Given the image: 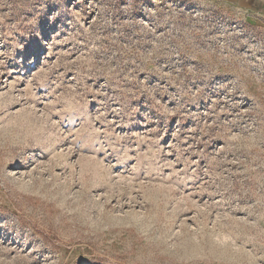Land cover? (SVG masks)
Returning <instances> with one entry per match:
<instances>
[{
	"label": "rangeland",
	"instance_id": "rangeland-1",
	"mask_svg": "<svg viewBox=\"0 0 264 264\" xmlns=\"http://www.w3.org/2000/svg\"><path fill=\"white\" fill-rule=\"evenodd\" d=\"M224 0H0V264H264V22Z\"/></svg>",
	"mask_w": 264,
	"mask_h": 264
},
{
	"label": "crops",
	"instance_id": "crops-1",
	"mask_svg": "<svg viewBox=\"0 0 264 264\" xmlns=\"http://www.w3.org/2000/svg\"><path fill=\"white\" fill-rule=\"evenodd\" d=\"M224 3L239 12L251 13L250 20L254 22H264V0H224Z\"/></svg>",
	"mask_w": 264,
	"mask_h": 264
}]
</instances>
